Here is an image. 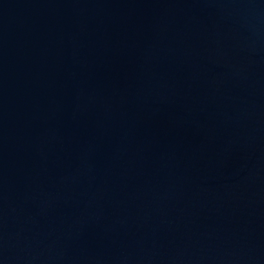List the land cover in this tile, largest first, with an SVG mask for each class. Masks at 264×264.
Masks as SVG:
<instances>
[{
	"label": "water",
	"instance_id": "obj_1",
	"mask_svg": "<svg viewBox=\"0 0 264 264\" xmlns=\"http://www.w3.org/2000/svg\"><path fill=\"white\" fill-rule=\"evenodd\" d=\"M0 264H264V0H0Z\"/></svg>",
	"mask_w": 264,
	"mask_h": 264
}]
</instances>
